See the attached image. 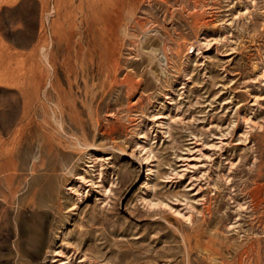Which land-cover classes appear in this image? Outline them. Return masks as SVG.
Returning <instances> with one entry per match:
<instances>
[{
	"label": "rangeland",
	"instance_id": "374dc122",
	"mask_svg": "<svg viewBox=\"0 0 264 264\" xmlns=\"http://www.w3.org/2000/svg\"><path fill=\"white\" fill-rule=\"evenodd\" d=\"M79 2L0 0V264H264V0Z\"/></svg>",
	"mask_w": 264,
	"mask_h": 264
},
{
	"label": "bare ground",
	"instance_id": "6f19581e",
	"mask_svg": "<svg viewBox=\"0 0 264 264\" xmlns=\"http://www.w3.org/2000/svg\"><path fill=\"white\" fill-rule=\"evenodd\" d=\"M60 5L61 0H56L58 12H61ZM76 7L84 11L85 19L90 25L88 26V33L91 35L90 40L86 44L78 40L77 52L81 55H92L104 46L109 48L114 29V0H80ZM124 82H129L128 75L125 77Z\"/></svg>",
	"mask_w": 264,
	"mask_h": 264
}]
</instances>
